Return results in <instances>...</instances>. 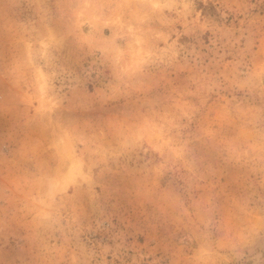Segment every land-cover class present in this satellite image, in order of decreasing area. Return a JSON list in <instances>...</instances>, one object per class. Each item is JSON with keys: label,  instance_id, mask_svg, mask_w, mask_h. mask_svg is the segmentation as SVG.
I'll use <instances>...</instances> for the list:
<instances>
[{"label": "rangeland", "instance_id": "1", "mask_svg": "<svg viewBox=\"0 0 264 264\" xmlns=\"http://www.w3.org/2000/svg\"><path fill=\"white\" fill-rule=\"evenodd\" d=\"M0 264H264V0H0Z\"/></svg>", "mask_w": 264, "mask_h": 264}, {"label": "bare ground", "instance_id": "2", "mask_svg": "<svg viewBox=\"0 0 264 264\" xmlns=\"http://www.w3.org/2000/svg\"><path fill=\"white\" fill-rule=\"evenodd\" d=\"M75 172H76V171H75ZM75 172H74V173H75ZM76 174H77V173H76Z\"/></svg>", "mask_w": 264, "mask_h": 264}]
</instances>
